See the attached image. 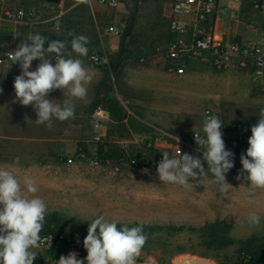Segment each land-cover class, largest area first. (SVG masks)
<instances>
[{
  "label": "rangeland",
  "instance_id": "rangeland-1",
  "mask_svg": "<svg viewBox=\"0 0 264 264\" xmlns=\"http://www.w3.org/2000/svg\"><path fill=\"white\" fill-rule=\"evenodd\" d=\"M172 2L119 0L117 9L106 7L111 18L104 25L116 23L123 33L131 14L136 12L123 63L162 67L164 72L180 81L171 85L170 93H149L150 97H147L148 93H135L138 94L135 101L124 100L121 93H115L121 79L109 72L110 61L116 64L121 58L118 52L122 34L113 35L119 41V50L105 54L108 59L105 68L110 74L107 85L110 90L111 87L114 89V93L108 95L120 100L128 118L122 123L95 119L90 136L79 142L74 153L61 156L49 168L32 173L39 188L36 195L46 202L47 210H66L89 222L100 215L124 224L131 221L203 224L208 220L224 219L233 225L232 236L237 241L253 236H250L251 230L257 232L254 235L263 236L264 221L259 226H251L247 217L252 212L264 214V189H251V182L244 179L247 173L239 180L236 177L241 173L240 156L246 153L250 129L264 110V83L240 71L221 70L197 62L192 63L183 76L170 72L159 57L170 42L168 17ZM144 58L148 63L141 62ZM150 100L155 102L154 107L145 104ZM207 113L232 123L231 127L226 125L222 129L226 149L234 153V167L226 174V182L232 189L221 193L219 185L211 182L210 172L195 181L190 179L191 188L162 183L155 164V158L162 152L167 151L172 156L173 151L180 149L181 154L188 153L202 159L203 149L198 150L194 133L204 136L202 124ZM95 136H100L101 141L95 142ZM151 140L158 152L146 148L145 143ZM100 144L135 152L139 166L115 162L95 166L89 160L78 159L73 164H66L65 157H75L79 148L92 156ZM4 148L0 146V165L18 157L6 152L8 148L14 150L17 147ZM48 164L41 162L38 167L45 168ZM204 167L207 168L206 162ZM200 241V233L176 235L166 250L167 264H179L182 257H188L187 261L196 259L202 264L235 263L237 246L212 252ZM48 247L41 245L38 249L40 255L33 264H56L47 253ZM179 247L185 251L178 252ZM161 258V250L156 245L151 252L142 251L141 262L137 264H161Z\"/></svg>",
  "mask_w": 264,
  "mask_h": 264
},
{
  "label": "clouds",
  "instance_id": "clouds-1",
  "mask_svg": "<svg viewBox=\"0 0 264 264\" xmlns=\"http://www.w3.org/2000/svg\"><path fill=\"white\" fill-rule=\"evenodd\" d=\"M88 3V0H80ZM59 31V22L56 23ZM70 42L50 40L41 34H29L26 41L7 53L12 64H19L21 74L14 78L15 102L21 106H32L36 112L35 123L51 128L53 120L60 122L74 118L75 102L89 101V88L96 72L85 66L81 57L88 55L89 39L84 35L69 33ZM69 43L70 49L69 51ZM75 54V55H73ZM34 60L40 61L35 70H30ZM55 61L53 64L52 61ZM3 63V60H0ZM61 90L63 100L50 98V93ZM0 93L3 88L0 87ZM223 123L216 115H206L202 132L195 134L202 159L180 149L174 156L162 152L157 174L164 184L191 188L202 175L210 172L211 182L219 185L221 193H227L232 186L226 182V174L234 167V153L226 149L223 139ZM246 153L240 156L241 173L250 181L251 189H264V110L250 129ZM204 162L207 168L204 167ZM20 158L13 165H0V264H33L43 243L48 237H41L47 214L46 202L36 195L39 188L35 179L25 173L18 174ZM207 170V171H206ZM200 180V179H199ZM251 226H259L264 214L252 212L247 217ZM119 221L108 220L100 215L89 222L83 247L87 252L83 259L78 253L61 255L56 264H137L146 242L143 225L118 227ZM52 238L50 240V243Z\"/></svg>",
  "mask_w": 264,
  "mask_h": 264
},
{
  "label": "crops",
  "instance_id": "crops-1",
  "mask_svg": "<svg viewBox=\"0 0 264 264\" xmlns=\"http://www.w3.org/2000/svg\"><path fill=\"white\" fill-rule=\"evenodd\" d=\"M16 4L23 5L28 9H35L38 18L19 24L0 23V54L8 48L15 50L18 44L26 41L30 33L41 34L50 40L58 39L70 42L73 37L69 33L72 32L88 37L89 52L86 57H81V59L85 66L96 72L95 80L89 88V101L87 103L76 101L74 118L64 122L54 119L52 127L49 128L35 123L37 116L32 106L24 107L19 102H13L15 100L13 83L14 78L21 74L20 65L7 61L0 66V87L3 88V93H0V146L3 148L17 147L14 150L8 148L6 152L12 154L13 157L16 155L20 157V163L16 167L18 174L23 176L25 173L32 175L37 170L49 168L61 156H70L76 151L79 142L90 136L93 121L97 119L96 109L92 111L91 106L101 95L102 86L107 85L108 82L107 80L104 83L107 77L106 68L94 65L90 61V55L117 53L119 41L111 34H99L96 30L95 23L97 21L104 25L111 18V13L99 3V0H88V3H82L80 0L51 2L20 0ZM221 4L230 9L239 10L242 14L251 10L249 0H221ZM57 22L60 25L59 31L56 29ZM248 24L246 19L241 22H230L224 18L221 27L230 35H239L244 40H250L255 35ZM68 50L71 51L70 43ZM141 62L148 63L144 59ZM39 63L40 61L34 62L30 70H35ZM52 63L54 64L55 61L53 60ZM117 77L122 82H120V86L117 85L115 93H121L122 98L126 101H135V98L138 97V94L135 93H148L147 97H150L149 93H170L171 85L180 81L179 78L164 72L162 67L155 68L152 65L144 66L142 64L127 65V63L126 65L125 63L121 64L118 68ZM109 93H114L112 87ZM50 98L63 100L66 97L63 96L61 90H56L50 93ZM148 103L152 107L156 105L151 100L145 102V104ZM102 120L117 123L110 119L108 112ZM67 158L65 157V161ZM41 162L50 164L44 166L45 168H39L38 163ZM29 163L30 165L27 166ZM13 164L14 161H10L3 165ZM256 233L255 230H251L250 236Z\"/></svg>",
  "mask_w": 264,
  "mask_h": 264
},
{
  "label": "built area",
  "instance_id": "built-area-1",
  "mask_svg": "<svg viewBox=\"0 0 264 264\" xmlns=\"http://www.w3.org/2000/svg\"><path fill=\"white\" fill-rule=\"evenodd\" d=\"M18 1L20 0H0V23L19 24L38 18L35 9L16 4ZM99 3L110 9L119 7V0H99ZM249 3L250 12L242 14L239 10L222 5L221 0H173L168 17L170 42L160 53L159 59L176 75L186 74L189 63L199 62L221 70L240 71L249 74L255 81L264 83V0H249ZM224 18L230 22H241L246 19L255 36L250 40H244L239 35L226 33L221 27ZM95 27L99 34L115 36L122 34L116 24L104 26L97 21ZM12 51L13 48H8L0 54V60H3L0 66L11 61L7 53ZM36 61L38 60H34L32 65ZM90 61L97 66H108V59L103 54H91ZM106 114L107 111L103 109L95 111L97 118L102 119ZM219 118L224 129L226 123L222 117ZM195 134L199 133H194V136ZM94 140L100 142L101 137L95 136ZM176 152L173 151L172 156ZM76 159L89 160L95 166L102 164L95 154L89 156L82 148L78 149L75 157H68L66 164H73ZM161 160L162 155L157 156L155 164L158 165ZM131 166L137 167L139 162ZM44 237H48L49 242L42 245L49 246L51 237Z\"/></svg>",
  "mask_w": 264,
  "mask_h": 264
},
{
  "label": "trees",
  "instance_id": "trees-1",
  "mask_svg": "<svg viewBox=\"0 0 264 264\" xmlns=\"http://www.w3.org/2000/svg\"><path fill=\"white\" fill-rule=\"evenodd\" d=\"M136 21V12L132 13L127 26L122 33L120 43V50L118 55L121 57L118 63H109V72L117 77L118 68L123 64L127 52V39L131 37L134 24ZM145 61L146 58H144ZM191 62L188 68L191 67ZM168 69V67H167ZM107 72V70H106ZM104 83L109 79L110 74L107 72ZM103 109L106 110L110 119L122 123L128 118L125 108L116 97L107 95H100L99 98L92 104L91 110ZM228 127L232 126L224 119ZM145 146L148 150L158 152L154 147L153 141H147ZM95 157L102 164L117 163L134 165L138 163V156L135 152L118 146H110L100 144L96 151ZM143 225V231L148 239L142 251L151 252L153 248L157 247L161 250V264H167L166 259L167 249L170 246L171 239L176 235L184 232L200 233V244L212 252H219L229 247L237 246L236 260L234 264H264V235H253L245 240L233 238V225L226 220H208L203 224L193 223H172V224H158L147 223L140 221H131L128 223H118V227L127 225L128 227H136ZM89 221L79 215L69 213L66 210L52 209L47 210L43 231L40 233L41 237L49 236L52 238L51 244L47 249L50 258L58 261L61 255H68L70 252L78 253V256L85 257L86 250L83 247V240L87 235V228ZM183 247H179L178 252H184ZM170 255V253H169ZM137 262L141 260L137 259Z\"/></svg>",
  "mask_w": 264,
  "mask_h": 264
},
{
  "label": "bare ground",
  "instance_id": "bare-ground-1",
  "mask_svg": "<svg viewBox=\"0 0 264 264\" xmlns=\"http://www.w3.org/2000/svg\"><path fill=\"white\" fill-rule=\"evenodd\" d=\"M192 259V258H191ZM187 260H189V258L188 257H182V258H180V263L179 264H191V263H193V264H202L201 262H199L198 260H196V259H193V260H191V261H187ZM182 261H185V262H182ZM208 264V263H207Z\"/></svg>",
  "mask_w": 264,
  "mask_h": 264
},
{
  "label": "water",
  "instance_id": "water-1",
  "mask_svg": "<svg viewBox=\"0 0 264 264\" xmlns=\"http://www.w3.org/2000/svg\"><path fill=\"white\" fill-rule=\"evenodd\" d=\"M110 91V87L108 85H103L101 88V94L102 95H107ZM79 259H83L84 257L78 256ZM85 264H87V262L85 261Z\"/></svg>",
  "mask_w": 264,
  "mask_h": 264
}]
</instances>
